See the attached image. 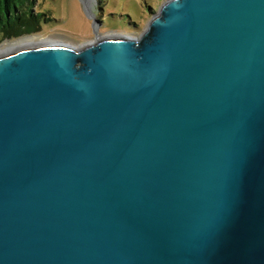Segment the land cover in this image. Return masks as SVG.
<instances>
[{
	"label": "water",
	"instance_id": "obj_1",
	"mask_svg": "<svg viewBox=\"0 0 264 264\" xmlns=\"http://www.w3.org/2000/svg\"><path fill=\"white\" fill-rule=\"evenodd\" d=\"M0 264H264V0L1 56Z\"/></svg>",
	"mask_w": 264,
	"mask_h": 264
},
{
	"label": "rangeland",
	"instance_id": "obj_2",
	"mask_svg": "<svg viewBox=\"0 0 264 264\" xmlns=\"http://www.w3.org/2000/svg\"><path fill=\"white\" fill-rule=\"evenodd\" d=\"M166 1L90 0L92 11L88 13L81 0H37L34 10L46 14L50 21L44 24L41 34L31 36L78 49L97 40L122 36L140 38ZM150 6L152 10L148 11ZM11 41H0V49ZM6 54L9 53H0V57Z\"/></svg>",
	"mask_w": 264,
	"mask_h": 264
},
{
	"label": "trees",
	"instance_id": "obj_3",
	"mask_svg": "<svg viewBox=\"0 0 264 264\" xmlns=\"http://www.w3.org/2000/svg\"><path fill=\"white\" fill-rule=\"evenodd\" d=\"M37 0H0V41L38 35L50 20L34 10ZM150 6L148 11H151Z\"/></svg>",
	"mask_w": 264,
	"mask_h": 264
},
{
	"label": "bare ground",
	"instance_id": "obj_4",
	"mask_svg": "<svg viewBox=\"0 0 264 264\" xmlns=\"http://www.w3.org/2000/svg\"><path fill=\"white\" fill-rule=\"evenodd\" d=\"M52 43V44H51ZM56 44H61V43H56V42H50L47 43L46 40L39 39V37H29V38H24L18 41H11L7 42L1 49L0 53H10L12 51H15L19 48L22 47H27V46H40V45H56ZM64 44V43H62ZM67 45V44H65Z\"/></svg>",
	"mask_w": 264,
	"mask_h": 264
}]
</instances>
